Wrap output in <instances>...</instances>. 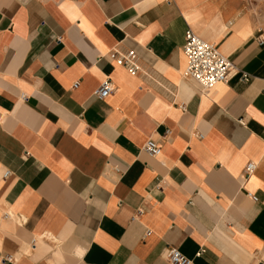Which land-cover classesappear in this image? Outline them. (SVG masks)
Returning <instances> with one entry per match:
<instances>
[{
  "label": "crops",
  "instance_id": "1",
  "mask_svg": "<svg viewBox=\"0 0 264 264\" xmlns=\"http://www.w3.org/2000/svg\"><path fill=\"white\" fill-rule=\"evenodd\" d=\"M188 27L236 68L205 92L183 75ZM263 200L250 0H0V264H168L167 246L195 264H264Z\"/></svg>",
  "mask_w": 264,
  "mask_h": 264
},
{
  "label": "built area",
  "instance_id": "2",
  "mask_svg": "<svg viewBox=\"0 0 264 264\" xmlns=\"http://www.w3.org/2000/svg\"><path fill=\"white\" fill-rule=\"evenodd\" d=\"M182 52L186 58V65L183 71L184 77L194 81L203 92L211 90L219 83L225 82L231 72L236 71V68L227 56L214 45L196 35L189 27L184 32ZM108 55L118 66L123 67L129 74H144V70L140 64V58L133 50L120 51L115 48ZM240 79L246 82L249 76L242 72ZM72 87H77V83H74ZM112 90L113 86L111 82L105 79L94 90L93 94L98 99H102L110 94ZM21 98H24V96L21 95ZM142 149L149 157L158 156L161 152L160 146L153 140H147ZM254 169L255 164L248 162L245 165L243 177L247 178ZM115 170L118 171L117 168ZM8 174L9 172L5 171L3 176L6 177ZM247 196L251 197L253 201H257L256 197L250 194H247ZM34 241L35 239H32L31 243ZM199 254L198 252L197 255ZM163 257L168 264H195L192 259L169 246L165 248Z\"/></svg>",
  "mask_w": 264,
  "mask_h": 264
},
{
  "label": "rangeland",
  "instance_id": "3",
  "mask_svg": "<svg viewBox=\"0 0 264 264\" xmlns=\"http://www.w3.org/2000/svg\"><path fill=\"white\" fill-rule=\"evenodd\" d=\"M264 31V0H250Z\"/></svg>",
  "mask_w": 264,
  "mask_h": 264
}]
</instances>
